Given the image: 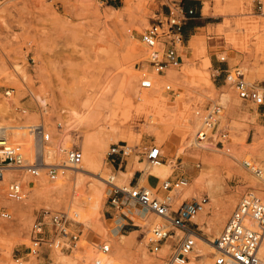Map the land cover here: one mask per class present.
Listing matches in <instances>:
<instances>
[{
  "label": "rangeland",
  "instance_id": "obj_1",
  "mask_svg": "<svg viewBox=\"0 0 264 264\" xmlns=\"http://www.w3.org/2000/svg\"><path fill=\"white\" fill-rule=\"evenodd\" d=\"M113 2L115 5L105 0H0V124L15 126L14 132H21L20 125L44 123L52 149L68 146L69 149H82L85 155L83 136L106 130L112 118L119 122L121 115L115 116V111L119 110L118 99L127 95H142L143 89L139 85L144 73L159 80L157 90L163 96L169 100L179 98L176 112L180 108L191 112L193 128L187 140L196 136L201 124L196 115L198 109L219 103L224 93L230 99L237 97L245 109L247 132H241L229 121L222 124L223 116L229 119L233 108H229L228 101H224L226 108L223 106L224 114L219 127L228 126L230 129V150L217 148L214 141L210 144L212 148L192 147L185 153H179L183 142L178 133L165 135L167 131L160 128L159 132L165 136H157L153 130L148 131L145 121L123 126L125 134H117L111 143L98 149L100 162H106L108 181L112 175L122 179L124 172L115 169L111 160L106 159L112 144L127 143L132 149L127 158L129 165L134 171L141 170L147 174L139 185L153 188L147 182L151 165L138 152L152 144L161 146L164 153L162 163L169 164L171 161L174 164V170L168 177H183L188 184L183 191H180L182 186L171 194L174 209L184 200L208 198L211 181L218 192L217 201L212 202L208 198L209 204L196 216L192 227L205 238H216L243 194L254 192L264 198V184L260 187L250 184L252 177H260L244 165V160H250L264 169V104L258 105L241 98L235 85L226 80L229 71L239 69L248 82L264 92V24L259 25L252 17L262 12L257 2L255 7L253 0H216L215 13L223 14L222 24L209 29L195 53L187 54L179 70H170L166 77L159 78L144 61L147 47L141 43V33L151 23L164 20L169 12L168 4L172 2L132 0L131 9L125 14L116 10L125 4L124 0ZM107 14L113 17L108 18ZM212 36L225 47L211 46ZM131 44L142 52L130 57L128 49ZM212 52H216L217 61L214 64ZM208 57L211 64L207 63ZM229 61L231 66L223 73L224 80H215L219 78L216 72L218 64ZM205 63L207 65L202 66ZM197 67L203 68L206 77L200 74L191 76L188 69L195 70ZM167 83L172 84L176 94L165 90ZM6 90L14 91L6 95ZM146 90L150 94L155 92L154 88ZM147 124L153 125L150 121ZM26 131L23 138L17 139L13 135L12 140L23 144L29 154L31 135L28 128ZM94 143H97L96 140ZM139 162H143V166ZM59 174L66 175L61 170ZM93 176H85L82 184L76 186L75 175L72 174L65 190L59 192L43 188L42 184L48 182L50 186H55L60 180L59 176L51 179L47 170H43L35 179L24 178V182L35 181L30 187L24 184L26 196L20 201L7 198V182H3L0 209L11 214V218L0 217V247L5 243L11 245L10 255L4 257L3 263L20 264L16 259L23 256L32 244L31 230L39 211H78L71 200L77 192L89 191L90 183L96 182ZM167 178H158L157 185L161 186ZM129 181L124 185H128ZM109 184L104 186L100 183L104 189L101 208L96 211L85 207L81 215L88 212L89 218L85 214L82 222L78 221L79 217L78 222H74V227L83 230L77 247L63 251L43 247L38 257L23 259L22 264H93L97 255H105L102 259L106 264H165L147 247V238L153 227L161 223L160 217L156 218L151 212H147L145 217L131 214L129 206L116 210L109 200ZM152 190L156 192V188ZM184 192L187 197H183ZM158 195L164 196V192L160 190ZM123 212L133 218L135 225H126L121 232L115 233L113 230L118 220L123 225L127 224L124 218L132 222ZM201 214L204 225L212 223L210 233L200 228L198 219ZM121 234L127 235L123 241ZM96 241L109 243L110 253L97 254L93 247ZM169 244L166 243L160 256L165 255ZM214 256L209 253L207 257L199 258L198 264H211Z\"/></svg>",
  "mask_w": 264,
  "mask_h": 264
},
{
  "label": "built area",
  "instance_id": "obj_2",
  "mask_svg": "<svg viewBox=\"0 0 264 264\" xmlns=\"http://www.w3.org/2000/svg\"><path fill=\"white\" fill-rule=\"evenodd\" d=\"M256 1L259 11L263 13L264 0ZM168 9L169 12L164 20L159 19L156 23H151L150 27L141 33V41L147 47V57L144 61L152 68V72L160 75H166L169 70H179L184 64V55L187 54L183 25L194 14L193 9L186 10L181 3L176 2L168 4ZM221 60L226 61V58ZM147 74L144 73L140 79L141 89H151L154 86L153 79ZM226 80H230L235 85L241 98L251 100L258 105L264 104V92L248 82L239 69L229 71ZM164 88L176 94L171 83L165 84ZM12 91L14 90H6L5 93L10 95ZM222 111L223 105L219 103L196 111L201 122L196 132V140L207 144L215 141L217 148L230 150V129L228 126L219 127ZM13 127L0 126V188L2 189V183L6 181L5 192L9 200L24 199L26 196L24 184L30 187L43 170H47L51 179H55L65 165L74 167L82 163L83 150L70 148L66 150L62 164L58 162L45 164L51 146L50 135L46 133L44 127L41 124L27 127L31 135L29 154L23 144L12 140ZM138 153L143 155L150 165L164 160L162 147L156 144L146 146ZM131 154L132 149L127 143H114L110 146L106 160L110 159L111 165L116 161L122 164ZM244 165L256 176L264 173L263 168L254 161L244 160ZM27 176L34 179L24 182ZM186 184L187 181L180 176L168 177L161 186L156 187V192L152 190L155 188H148L145 185H132L131 180L128 185L109 184L111 188L109 200L116 210L127 209L129 206L128 212L131 214L137 213L145 217L147 212H153L160 217L161 223L153 227L147 238V247L153 254L161 257L165 264L191 262L190 254L195 249L196 234H198L192 227L193 221L208 202L207 197L201 200L196 198L191 201L184 200L177 209H174V199L171 194ZM160 190L164 192V196L158 195ZM139 209L145 212L139 214ZM123 213L129 217L127 213ZM0 217L11 218V214L5 209H0ZM129 218L135 225L133 218ZM74 222H78L75 210L39 211L31 230L32 244L16 261L22 264L23 259L38 257L43 247L62 251L77 247L83 230L74 227ZM263 240L264 198L254 192H247L241 196L222 231L215 238L213 243L218 253L213 257L211 264H264V258L260 255ZM168 242L170 244L165 255L160 256ZM93 247L97 254L110 253L111 250L110 244L103 241L93 242ZM93 264H106V262L97 255L93 258Z\"/></svg>",
  "mask_w": 264,
  "mask_h": 264
},
{
  "label": "bare ground",
  "instance_id": "obj_3",
  "mask_svg": "<svg viewBox=\"0 0 264 264\" xmlns=\"http://www.w3.org/2000/svg\"><path fill=\"white\" fill-rule=\"evenodd\" d=\"M124 3L125 4L122 7H120L119 9H116L121 14H125V13L130 11L132 0H124ZM106 16L108 18L113 17L112 14H107ZM202 39H204V37L203 38H201V36H200V38L194 37V39L191 40L192 41L191 44H192L193 48L195 47V49H196L198 47L199 41ZM141 43L143 44L142 41H141ZM141 52L142 51H137L133 44H131L130 48L128 49V55L130 57L135 56L136 54H139ZM207 60H208L207 63L211 64L210 57H208ZM205 65H207V64L205 63L202 66H205ZM189 71H190L191 76H193L195 74H200V75H203L206 77V74H205V71L203 70V68L197 67L195 70L194 69H191V70L188 69V72ZM167 75H168V73L165 76H167ZM158 76H159V78H161L164 75L158 74ZM152 79L154 81V86L152 88H154V91H155L154 92L153 90H151L152 92H154L153 94H150L149 92H147L146 89H143L144 92L142 91V95L138 94V95H133V96L127 95L123 98L120 97L118 99V109L119 110H118V112L115 111L116 117L121 115L119 122L117 120H113V118H112V122L107 126L106 130H103L101 132H98V133L92 134V135L91 134L90 135L85 134L83 136L84 137L83 141H84V146H85V155L83 157L84 160H83L82 165H78V166H74V167H72L70 165H65V168L61 169V171H64L66 173V175L63 176V175L59 174L58 176L60 177V180L56 183L55 186H50L48 184V182L45 184H42L43 188L63 192L65 190V187L68 185V183H69L68 179L71 177L72 174L75 175L76 186H79L82 184L83 178L85 176H91L92 174L94 175L92 178H95L96 182L90 183V185L88 186L89 191L77 192V195L73 196V198L71 200V204H73L74 206H76L79 209L78 211H75V213L77 214V217H79V220H78L79 222L83 221V217L85 219V214H86L85 212H87L88 210L84 212L85 214L83 213L84 216L81 215V210H83L85 207H87V208L92 207V210L94 208V210H96V211L101 208V206H102L101 200H102L103 194H104V189L100 185L101 182L104 184V186L107 183H113L116 185H124V183L126 181H129L131 179V177L134 173V170H133V166L131 167L130 165H128V167H127L128 169L126 172L123 173L122 179H118V177H116L115 175H112L110 177V180L108 181L109 176L105 172V168H106L105 163L106 162L101 163L99 158H98L99 147H102L104 144H109V142L111 140L115 139V136L117 134H125V131L122 129V127L127 126L128 124H130V122L145 121L144 124H146L148 131L153 130L157 136H165V135H169L173 132L178 133L180 135L181 141L183 142L182 147H180V149H179V153H185L188 148H192V147L212 148L210 146V144H207V142L199 143L196 140V136H194L191 140H187L188 135H189V133H191L192 128H193V123H192V119H191L193 117H191V112H189L188 110H182L181 108L179 109L178 112H176L175 107L179 106V104H177L180 101L179 98H174V99L172 98V100L171 99L169 100L167 97L163 96L162 93H160L157 90L159 88L158 87V85H159L158 81L159 80L155 79V78H152ZM205 81H206V79H205ZM10 95H11V93H10ZM115 100H117V99H115ZM221 100H223V101H221ZM224 101L225 102L228 101L227 104H229V108L230 107H233V108H231V111H230L231 114L229 113V115H230L229 119H226V117L223 116L222 124L224 121H229V122H232L234 124L235 128H237V127L240 128L241 126H243L244 117H243L242 112L240 113V110H243V106L240 104V100L237 97L230 99L229 95L224 93V94H222V96L218 100V102H219V104H222L224 106V108H226V106H225L226 104ZM223 114H221V116H220L221 119H222ZM149 121L153 125L147 124V123H149ZM2 125L3 124H0V126H2ZM41 125L45 129L44 123ZM10 127H13V126L11 125ZM19 127L21 128L19 130H22L21 132L20 131L14 132V129L12 131V134L15 137H17V139L23 138V136L25 134H27L26 130H27L28 125H20ZM160 128H164L167 131V134L163 135L162 133H160L159 132ZM239 138H241V137H239ZM95 140L97 143H94ZM186 140H187V142H186ZM184 142H186V143H184ZM129 147H131V146H129ZM67 149H69L68 146L60 147L59 149H56V148L55 149H52V148L49 149V151L46 155V159H45L46 163L45 164H49L52 162H58V164H62V161L65 159L64 155H65V152ZM139 164L142 165L143 162H139ZM173 166H174V164H172L171 161L169 164H164L161 162L158 164L151 165L148 172H149V174H153V175L163 179V178H167L173 172V170H174ZM145 169H146V166H145ZM263 171H264V169H263ZM89 174H91V175H89ZM144 175L143 176L146 177L147 174H144ZM259 177L260 178L252 177V183H250V184H254L257 187H260L259 185H263L264 184V173ZM184 186H186V185H184ZM184 186H183V188L180 189V191L184 190ZM187 186H188V184H187ZM189 188H191V186ZM174 197L176 199V195ZM183 197H187V193L185 194V192H184ZM217 197H218L217 189L214 187V185L210 181L209 188H208V198H210V200L212 202H216ZM208 204H209V201L204 205V207L201 211H203ZM151 213L154 214L153 212H151ZM86 215L88 217V215H89L88 212ZM94 215H95V213H94ZM154 215H156V214H154ZM202 215L203 214H201L200 215L201 217H199V219H198V223L201 225L200 228H201V230H204L205 233H210L212 231V223H209L208 225H204L203 224L204 218ZM90 216H92V215H90ZM156 218H159V217L157 216ZM113 231L116 233V230H113ZM126 236L127 235H125V234H121L120 239L123 241L126 238ZM196 237H197L196 240L198 239V241L196 243L194 251L190 254L192 264H198L199 258H202L204 256L207 257L209 253H213L214 255L216 253H218V250L213 243L215 240L214 237L205 238L203 235H199V234H196ZM10 252H11V245L9 243H5L3 246L0 247V264H4L3 263L4 257L9 256ZM260 255L264 257V240H263L261 248H260ZM99 257L104 258L105 255H100ZM208 263H210L209 260H208ZM188 264H190V262Z\"/></svg>",
  "mask_w": 264,
  "mask_h": 264
},
{
  "label": "crops",
  "instance_id": "obj_4",
  "mask_svg": "<svg viewBox=\"0 0 264 264\" xmlns=\"http://www.w3.org/2000/svg\"><path fill=\"white\" fill-rule=\"evenodd\" d=\"M1 1H5V0H1ZM107 1V0H105ZM163 1V0H161ZM171 2H176V3H181L184 8L186 10L189 9H193L194 10V14L185 22V24L183 25V37H184V43H185V47H186V54H193L195 51V47L193 48L192 44H191V40L194 39V37H198L203 38L204 35H208L209 29L214 26L217 25L219 23H221L222 19H223V14H216L215 13V5H216V0H168ZM254 5L256 7V0H253ZM206 3H209L206 4ZM151 7H152V3H151ZM151 9V8H150ZM253 19L256 20V22L259 23V25H263L264 24V12L261 15H253L252 16ZM263 18V19H262ZM250 22H253L252 20H250ZM222 24V23H221ZM205 38V37H204ZM212 40L209 42L211 46H218L220 49L225 47V44H221V41H217V39H215V36L211 37ZM202 40L199 41V44H201ZM198 44V45H199ZM224 51V50H222ZM231 51V50H229ZM212 59H213V64L215 61H217L216 59V52H212ZM187 57V55H184V58ZM215 66V65H214ZM231 66V62H225V63H219L218 67L216 69L217 75H219V78H215L218 79L219 81L224 80V72H227L229 70ZM223 75V76H221ZM163 77H166L165 75ZM240 104L242 105V103L240 102ZM242 112L243 117H244V124L243 126L240 127L241 132H247L246 130V126H247V118L245 115V109L243 107V110H240V113ZM231 114V112H230ZM129 165V159H127V161H125L122 164H119L118 161H116L115 163L112 164V166L117 169L119 168V170H121L122 172H126L127 171V167ZM144 173L141 170H135L132 177H131V183L132 185H136L139 184L140 181L146 177L143 176ZM152 175V176H151ZM159 177L153 175V174H149L147 177V182L149 184V186L156 188L158 185V180ZM143 179V180H144ZM145 210L143 209H139L138 213L142 214L144 213ZM127 217V216H126ZM125 221H127V224L122 223L121 220L117 221V225L114 228V230H116V233L121 232V228H124L126 225H134L133 222L128 221L126 218H124Z\"/></svg>",
  "mask_w": 264,
  "mask_h": 264
},
{
  "label": "trees",
  "instance_id": "obj_5",
  "mask_svg": "<svg viewBox=\"0 0 264 264\" xmlns=\"http://www.w3.org/2000/svg\"><path fill=\"white\" fill-rule=\"evenodd\" d=\"M107 2H108L110 5H115V3L113 2V0H107Z\"/></svg>",
  "mask_w": 264,
  "mask_h": 264
}]
</instances>
